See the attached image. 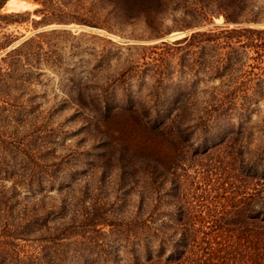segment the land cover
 <instances>
[{
    "label": "rangeland",
    "instance_id": "1",
    "mask_svg": "<svg viewBox=\"0 0 264 264\" xmlns=\"http://www.w3.org/2000/svg\"><path fill=\"white\" fill-rule=\"evenodd\" d=\"M170 4L175 8L165 12L153 33L156 35L151 36L153 30L139 21L129 23L116 18L101 0H0V41L9 40L0 48V54L29 35L46 32L39 37L46 56L33 63L23 86L11 89L16 96L8 100L13 102L12 107L4 103V134L15 131L23 143L17 150L2 154L0 166L11 173L0 178V185L8 187L15 181L16 198L20 201L34 202L39 213L54 210H49L46 223L51 232H55L53 226L64 232L54 239L56 247L64 249L58 255L62 261L126 262L129 238L123 232L128 230L137 209V185L132 180L149 184L147 171L152 170L146 157L157 158L162 166L151 178L154 184L159 183L161 218L171 223L173 202L194 210L196 197L203 201L204 196L222 199L224 192L217 182L225 180L226 173L214 176L204 170L216 162L215 157L222 154L219 150L230 138L241 136L244 130L250 132L254 138L251 144L256 146L259 134L260 138L263 136L262 97L249 105L248 108L259 109L249 118H226L224 121L232 124L228 138L206 153L195 152L198 141L204 137L203 146L210 145L221 135L217 128H210L202 136L201 130L196 129L178 145L171 141L172 133L151 131L125 109L95 111L100 105L94 98H85L90 109L82 107L81 112H76L75 100L68 95L77 91V84L85 94L92 91L86 87L92 83H109L113 96L107 93L106 102L125 106V91L115 81L122 65L131 58L129 43L173 40L172 35L186 34L196 25L203 29L223 21L220 11L214 12L212 0H173ZM255 5L264 10V0H257ZM255 20L247 23L264 25V18ZM256 72L258 68L246 66L237 75L240 79L252 78ZM218 81L212 79L206 84ZM202 84L201 80L199 85ZM131 88L135 90L133 83ZM206 93L204 96L208 97ZM16 103L22 104L23 109ZM13 107L18 112L11 113L9 109ZM173 183L177 190L169 198L163 191ZM150 208L144 204L140 215L145 216ZM119 226L123 227L120 235ZM13 240L29 251L37 246L34 238Z\"/></svg>",
    "mask_w": 264,
    "mask_h": 264
},
{
    "label": "trees",
    "instance_id": "2",
    "mask_svg": "<svg viewBox=\"0 0 264 264\" xmlns=\"http://www.w3.org/2000/svg\"><path fill=\"white\" fill-rule=\"evenodd\" d=\"M101 1L116 18L129 23L139 21L153 30L151 36L156 35L153 33L165 12L175 8L170 4L173 0ZM212 1L214 12L220 11L223 17L221 23L192 29L173 40L129 43L131 58L122 65L115 81L125 91V106L106 102L107 93L113 96V85L109 90V83L104 86L92 83L86 86L92 91L85 94L79 91L77 84V91L68 95L70 100H75L76 112H81L82 107L90 109L85 98L88 97V101L94 98L100 105L95 111L111 113L116 108L125 109L138 116L151 131L172 133L170 139L178 145L196 129L201 130L200 136L210 128L221 131L210 145L203 146L202 137L198 141L199 149L194 148L196 153H206L222 144L232 126L224 120L231 116L249 118L252 112L259 110L248 108L249 105L260 97L264 100V25L247 23L264 18V10L256 8L257 0ZM197 26L200 25L193 28ZM44 33L29 35L0 54V165L5 150H17L23 143L22 136L18 137L15 131L4 134V103L12 107L13 102L8 100L16 96L11 94V89L23 86L33 63L42 55L46 56L39 42ZM8 42L0 41V48ZM246 66L258 68V72L252 78L240 79L237 73ZM173 73L177 75L172 77ZM212 79L219 81L206 84ZM201 80L203 84L199 85ZM132 83L135 90L131 88ZM9 111L18 112L14 107ZM240 123L237 126L240 127ZM241 133L230 138L219 150L222 154L215 157L216 162L204 170L214 176L226 173L225 180L217 182V187L224 192L222 199L204 196L203 201L196 197L194 210L173 202L171 223L161 218L159 183L154 184L151 178L162 166L157 158H145L152 171H147L149 184L132 180L137 185V209L128 230L123 232L129 238L125 263L60 260L58 255L61 256L64 249L56 247L54 239L64 232H58L61 228L55 226L51 227L55 232L50 231L46 222L51 209L39 213V206L34 202L25 203L16 198L15 181L8 187L0 185V264H264V130L256 146L251 144L254 138L250 132ZM10 173L0 166V178ZM170 189L174 192L169 193ZM176 190L173 183L163 193L170 198ZM144 204L151 208L141 216ZM155 220L158 222L154 226ZM122 228L118 227V234L122 233ZM30 235H36L33 238L37 241L36 248L30 251L13 240H32Z\"/></svg>",
    "mask_w": 264,
    "mask_h": 264
},
{
    "label": "water",
    "instance_id": "3",
    "mask_svg": "<svg viewBox=\"0 0 264 264\" xmlns=\"http://www.w3.org/2000/svg\"><path fill=\"white\" fill-rule=\"evenodd\" d=\"M197 28H199V26L195 27L194 29H197ZM183 35H184V33L181 32V34H178L177 36H172V39L179 38V37H181ZM161 39H163V38H161ZM125 41H130V40L129 39H125ZM134 41H136V42H133V43H137V42H140L141 40H134Z\"/></svg>",
    "mask_w": 264,
    "mask_h": 264
}]
</instances>
